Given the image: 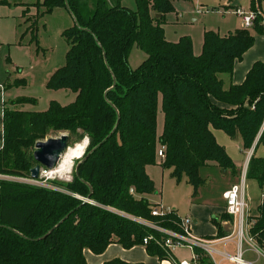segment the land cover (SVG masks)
Masks as SVG:
<instances>
[{"label": "trees", "instance_id": "obj_1", "mask_svg": "<svg viewBox=\"0 0 264 264\" xmlns=\"http://www.w3.org/2000/svg\"><path fill=\"white\" fill-rule=\"evenodd\" d=\"M175 1L135 0L133 11L121 1L94 0L90 17L83 14L78 0H44L37 5L47 14L65 8L73 17L74 26L63 34L70 45L66 65L46 87L69 90L76 99L68 106L52 101L45 112L6 111L0 174L29 177L36 166L34 145L44 141L50 129L86 134L91 144L73 180L61 186L67 193L0 182V264H88L87 249L100 255L113 243L131 249L144 245L150 235L163 239L133 218L180 232L177 214L154 217L153 205L143 197L156 192L147 167L158 164L159 144L165 147L162 167L172 169L177 183L187 178L194 201L205 184L201 169H237L213 129L230 138L240 136L246 151L264 143V63L257 62L245 82L229 90L219 77L233 73L255 37L246 29L225 36L206 31L202 53L195 55L190 37L177 43L166 39L163 25L175 12ZM261 3L252 0V10H261ZM29 14L26 9L22 16L29 24L26 33L37 37L38 21ZM158 14L161 18H156ZM259 22L255 29L262 34ZM134 46L148 56L136 69L129 66ZM160 111L164 125L159 135ZM247 177L264 191L263 157L251 156ZM230 217L224 213L212 219L215 239L232 234L222 225L232 222ZM253 221L250 233L264 249V200ZM146 250L159 260L175 259L153 240ZM194 253L199 264H213L202 249L194 248ZM104 264L132 263L115 259Z\"/></svg>", "mask_w": 264, "mask_h": 264}, {"label": "rangeland", "instance_id": "obj_2", "mask_svg": "<svg viewBox=\"0 0 264 264\" xmlns=\"http://www.w3.org/2000/svg\"><path fill=\"white\" fill-rule=\"evenodd\" d=\"M4 1L10 5L13 4V0ZM43 1L44 0H24V4L27 6H15L16 12L19 13L18 15H23V12L28 9L30 12L29 16H33V20L36 19L38 21L36 31L37 37H35L31 31L26 33L29 26V24L24 23L26 18H23L22 26H20L21 23L19 21L20 39L16 42V44H14L15 42H12V46H8L9 48H12L11 54L9 53L10 61L13 62V57H18L20 59L19 69L17 72L20 71L21 79L25 80V83L27 81V85L22 84L18 86V93L21 97L35 100V102L19 101V105L16 107L17 110L15 111L45 112L48 110L52 101H56L62 106H68L75 101L76 94L69 90L55 91L49 90L46 87L49 73L53 72V75L66 65L70 45L63 34L66 30L74 26V20L72 15L65 8L55 9L49 14L45 13L46 9L44 7L39 8L37 6ZM109 1L111 4L121 1L122 6H125L133 11L136 10L135 0ZM78 2L83 14L90 17L94 11V0H78ZM189 2L190 3L183 0H176L175 12L166 16L167 22L163 25V28L166 30V37L170 40H175L173 43H177L182 37H190L194 48L197 50L196 52L200 54L202 53L204 33L206 31H214L221 36H225L229 32L236 31L238 27L242 25L241 19L234 12L236 7L248 12L252 11V0H190ZM261 2V9L264 11V0H261ZM178 13L179 16L177 17L176 14ZM192 17H196L197 21H193ZM147 57L148 56L145 52L137 46H134L129 57L130 68H138L147 59ZM163 116V112H160L158 117L159 134H162L163 130ZM16 130H18V128ZM213 132H215L218 137V143H222L223 147L226 145L228 150L227 152L235 163L237 169L236 172H224L218 167H206L201 169V176L205 180V184L199 189L194 201L192 200L193 188L188 183L187 178L184 177L181 183H177L171 176L172 169H165L162 167L160 163L162 159L158 158V164L151 166L148 170L152 178L156 181V186L160 189V191H163V207H169H165L166 209L176 207L178 210L177 214L182 220L187 218H190L192 222L195 220L194 216L191 215V210L194 206H224V193L226 190H229L232 186L237 185L242 181L245 170V189L248 209L255 211L256 206H258V204L262 201L264 192L261 190L259 184L255 180L247 177L250 151H246L243 148L241 137L237 136L236 138H230L227 134H225V132L215 129H213ZM64 134L69 135L70 137L69 150L75 148L77 144H81L87 140L88 147L86 152L88 151L91 141L90 138L83 133L77 135L75 133L50 129L44 141L59 138ZM159 147H161L160 144L158 146V150ZM256 147L257 146L255 145L253 154L255 153L256 157L264 158V143H262L258 148ZM253 154H251V156ZM84 155L81 158L74 160V166L71 174H68L65 177L58 176L57 179L48 182V186L43 188L67 193L61 186L70 183L73 180L75 168L77 164L83 160ZM4 176L6 177L4 178ZM7 177L29 178L31 176L19 177L8 174H0V182H14L7 180ZM69 179H71V181ZM132 189L135 191L134 188ZM156 194H158V191H156ZM133 195H137L136 192ZM138 198L140 199V196H138ZM153 200L157 201L158 198L153 197ZM109 211L115 213V210L109 209ZM251 217L253 216L251 215ZM197 219L199 220L198 227L202 226V217ZM224 226L227 227L231 233L234 232L235 225L233 220L232 222L230 220L229 222H225ZM247 251L251 252V260L257 261L261 255V261L259 264H264V258L262 256L264 255L263 248L259 247L258 251L249 248ZM192 253V248L181 247L175 249V254L180 261H190ZM236 254H233L232 256H235Z\"/></svg>", "mask_w": 264, "mask_h": 264}, {"label": "crops", "instance_id": "obj_3", "mask_svg": "<svg viewBox=\"0 0 264 264\" xmlns=\"http://www.w3.org/2000/svg\"><path fill=\"white\" fill-rule=\"evenodd\" d=\"M22 2H24V0H22ZM14 3L15 2L13 0V4ZM13 4L10 5L6 1L0 0V151L5 146V113L6 111L17 110L16 107L19 105L18 102L21 101L22 99H28L26 97H21V95H19L18 93L19 91L18 86L20 85L18 83L19 81L22 80L20 76V71L17 72L19 69L20 59L18 57L16 58L13 57V62H11L10 56H9V53L11 54L12 48H9L8 46L11 45L12 42H15L14 44H16V42L20 39L21 35L19 31V21L21 23L20 26H22V20H23V17H21L23 15L22 14L18 15L19 13L16 12L15 5ZM236 8H239V7H236ZM176 16L178 17L179 13L176 14ZM192 19L193 21H197L196 17H192ZM238 29H243L242 25H240ZM249 31L252 32L251 34L255 37L254 46L244 54L243 59L241 61H237L235 63L234 71L232 74H221L219 76L223 82V86L225 90H229L232 85L243 84L247 78V75L253 68V66L257 62L264 63V35L258 34L255 28ZM167 40L169 42L171 41L172 43L175 42V40L173 39L170 40L167 38ZM196 51H197L196 48H194L195 55H200V53H197ZM52 73L53 72L49 73V77L47 79L48 81L50 77L52 76ZM48 81L46 82V86H47ZM25 84L27 85V81ZM75 99H76V96H75ZM163 119H164V116H163ZM215 137L216 139L218 138L216 134H215ZM220 145L222 146V143H220ZM224 148H226L227 150L226 145L224 146ZM253 149L250 151L249 158H251V154H253ZM149 168H151V166L147 167V173L150 176V178L154 181L155 188H156V191H158V194H156L155 192L154 194L144 195L143 197L148 199L152 205L161 204L162 206H164L162 203L163 191L162 190L160 191V189L156 186L157 185L156 181L152 178V176L150 175L148 171ZM153 197H157L158 200L157 201L153 200ZM259 205L260 203L258 204V206H256L255 211L250 210V213L253 217L258 216ZM170 209H172L175 212V214L178 213V210L176 209V207H172ZM224 213H226L225 212V200H224V206L222 205L215 206V207L194 206V208H192L191 210V215L194 216L195 218V220L193 221V226H192V232H194L193 234L204 240L215 241V243L212 245V249L214 250L212 255H210L208 252L206 253V251L203 250L205 252V255L208 256L212 260L213 264H233L228 259H226L225 255L226 256L228 254L233 255V254H236L237 252V245H236L235 239H233V241H230V242L224 240L227 237L222 238V239H215L217 235V228L212 224V219L213 218L220 219V216ZM201 217L203 219V224L202 226L198 227L199 220L197 218H201ZM225 222L224 221L222 222L223 227H225L224 226ZM249 248L250 246L247 244L244 246V259L246 261L251 262L252 264H259V262L261 261L260 260L261 255L259 256V259L257 261L251 260L250 259L251 252L247 251ZM84 254H85V258L88 264H104L106 262H109L115 259H120L122 261H125L127 263H132V264H172L173 262V261L171 262L170 260H159V258L149 255L146 250V246L144 245L135 246L131 249H125L120 244L113 243L107 248V250L103 254L96 255L93 252H91L89 249L85 250ZM173 255L176 261H180L179 258L176 256L175 251ZM193 255H195L194 249H193V253H192L190 260H192ZM262 256L264 258V255Z\"/></svg>", "mask_w": 264, "mask_h": 264}, {"label": "built area", "instance_id": "obj_4", "mask_svg": "<svg viewBox=\"0 0 264 264\" xmlns=\"http://www.w3.org/2000/svg\"><path fill=\"white\" fill-rule=\"evenodd\" d=\"M236 15L241 19V24L243 29L251 30L254 29L257 21L260 19L259 25L263 30L264 35V13L259 11H245L241 8H236L235 11ZM157 156L159 159H165V147H159L157 152ZM63 158V157H62ZM62 158L58 163L55 169H48L46 167H42L40 171L39 179H32L29 178H17V177H7L6 179L9 181H14L18 183H27L37 187H46L48 186V182L54 181L57 179V168L60 166L62 162ZM6 176H4L5 178ZM71 181V179H69ZM245 181H246V170L244 172V176L242 181L232 186L229 190H227L223 197L226 202L225 212L231 216L234 220V232L230 237L225 238L224 240L230 242L233 239L236 240L237 245V254L235 256L232 255H225L226 259H228L233 264H252L244 259V246L247 244L253 250H259V246L255 240V238L251 235L250 229L252 228L254 221L253 217H251L250 210L248 209V204L246 202V189H245ZM131 193L134 194L135 191L132 189ZM138 197L137 195H135ZM264 200V194L263 198ZM175 214L172 209H166L161 204L153 205L152 206V216L164 218L170 214ZM133 220L139 222L142 225L150 227L161 233L163 235V239L159 240L154 236H148L144 239L143 244L147 246L150 241L156 242L158 245L168 249L172 254L174 253L176 248L187 247V248H201L202 250L208 252L210 255L213 254L212 245L215 241L211 240H204L195 236L192 232L193 222L190 218L180 221L179 228L180 232L169 230L166 228H162L158 225H154L149 223L148 221L142 219H135ZM165 260H170L172 264H198L197 256L193 255L192 260L190 261H176V259L168 258Z\"/></svg>", "mask_w": 264, "mask_h": 264}, {"label": "water", "instance_id": "obj_5", "mask_svg": "<svg viewBox=\"0 0 264 264\" xmlns=\"http://www.w3.org/2000/svg\"><path fill=\"white\" fill-rule=\"evenodd\" d=\"M15 3H21L22 0H14ZM161 15H156V18H160ZM69 135H61L56 139H48L46 141H38L35 145V149L33 152V158L36 162V166L31 170L30 176L32 179H39L40 171L42 167H46L48 169H55L60 162L63 155L69 150ZM84 160L80 161L76 166V172L80 166V164ZM78 174V173H77ZM89 202V200H85L84 203ZM68 217V216H67ZM66 217V218H67ZM64 218L56 227L62 224L65 219ZM55 227V228H56ZM54 228V229H55ZM52 229L51 232L54 230ZM48 236L43 237L45 239Z\"/></svg>", "mask_w": 264, "mask_h": 264}, {"label": "bare ground", "instance_id": "obj_6", "mask_svg": "<svg viewBox=\"0 0 264 264\" xmlns=\"http://www.w3.org/2000/svg\"><path fill=\"white\" fill-rule=\"evenodd\" d=\"M88 147V141L85 140L81 144H77L75 148H72L67 151L63 156L60 166L57 168V175L59 177H65L68 174H71L72 168L74 166V160L81 158Z\"/></svg>", "mask_w": 264, "mask_h": 264}]
</instances>
